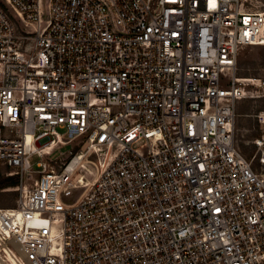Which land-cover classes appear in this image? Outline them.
Listing matches in <instances>:
<instances>
[{"label": "built area", "instance_id": "obj_1", "mask_svg": "<svg viewBox=\"0 0 264 264\" xmlns=\"http://www.w3.org/2000/svg\"><path fill=\"white\" fill-rule=\"evenodd\" d=\"M247 4L0 0V169L21 178L1 264H264V172L236 143L238 57L264 46Z\"/></svg>", "mask_w": 264, "mask_h": 264}, {"label": "rangeland", "instance_id": "obj_2", "mask_svg": "<svg viewBox=\"0 0 264 264\" xmlns=\"http://www.w3.org/2000/svg\"><path fill=\"white\" fill-rule=\"evenodd\" d=\"M247 5L252 11H264V0H248ZM236 77L243 83L246 93V98L237 106L236 143L248 159H254V169L262 173L264 172V166H261V160L264 159V145L258 147L256 142L264 140V125L259 120V117H264V46L248 47L240 52ZM75 146L76 142L59 145L48 160L69 158L71 153L78 151V148L74 149ZM104 157L105 155L97 154L90 156L89 160L97 164L102 162ZM32 161L35 164L41 159L34 158ZM82 173L86 181L90 182L95 177L96 168L89 164L82 170ZM16 175H18L16 170L2 168L0 169V182L9 177H17ZM37 176L33 173L26 174L24 176L25 185L32 186ZM19 181H21L20 176ZM20 185L19 182L18 187L0 189V209L15 206L20 196ZM83 192V188L74 190L70 197H63V202L68 205L74 204Z\"/></svg>", "mask_w": 264, "mask_h": 264}, {"label": "trees", "instance_id": "obj_3", "mask_svg": "<svg viewBox=\"0 0 264 264\" xmlns=\"http://www.w3.org/2000/svg\"><path fill=\"white\" fill-rule=\"evenodd\" d=\"M17 177H9L3 181L0 182V189H6V188H13L19 186V176Z\"/></svg>", "mask_w": 264, "mask_h": 264}, {"label": "bare ground", "instance_id": "obj_4", "mask_svg": "<svg viewBox=\"0 0 264 264\" xmlns=\"http://www.w3.org/2000/svg\"><path fill=\"white\" fill-rule=\"evenodd\" d=\"M0 264H1V262H0Z\"/></svg>", "mask_w": 264, "mask_h": 264}]
</instances>
